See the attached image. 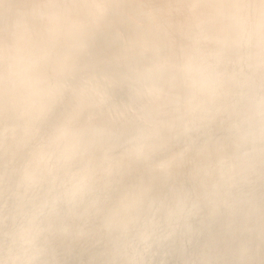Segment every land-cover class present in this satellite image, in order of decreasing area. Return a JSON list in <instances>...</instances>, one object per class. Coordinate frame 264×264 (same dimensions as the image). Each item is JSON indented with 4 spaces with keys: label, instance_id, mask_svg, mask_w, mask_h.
Returning a JSON list of instances; mask_svg holds the SVG:
<instances>
[{
    "label": "clouds",
    "instance_id": "clouds-1",
    "mask_svg": "<svg viewBox=\"0 0 264 264\" xmlns=\"http://www.w3.org/2000/svg\"><path fill=\"white\" fill-rule=\"evenodd\" d=\"M0 264H264V0H0Z\"/></svg>",
    "mask_w": 264,
    "mask_h": 264
}]
</instances>
